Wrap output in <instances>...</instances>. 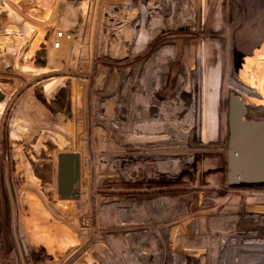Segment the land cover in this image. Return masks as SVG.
<instances>
[{"label": "rangeland", "instance_id": "1", "mask_svg": "<svg viewBox=\"0 0 264 264\" xmlns=\"http://www.w3.org/2000/svg\"><path fill=\"white\" fill-rule=\"evenodd\" d=\"M200 3L0 0V84L6 87L0 91V264H242L234 261L244 256L232 255L226 241L244 231L221 230L231 219L211 220V211L240 208L238 197L229 198L222 186L224 137L219 139V127L215 141L200 140L197 131L191 139L181 135L177 141L181 130H176L157 136L170 137L169 144L148 142L145 149L138 135L157 129L150 125L154 118L147 130L141 121L133 122L135 116L129 114L142 103L132 97L134 109L124 94L126 89L135 92L148 72L151 86H158V104L173 105L179 72L189 67L196 69L198 87L205 88L199 90L200 101L222 94L230 64L232 40L226 30L231 0H206L205 20L217 24V31L199 25L206 23L200 17L192 24L190 13L196 9L199 15ZM58 32L62 35L55 47ZM161 49L172 51V57L160 63L153 55ZM41 69L46 73L33 74ZM56 83L45 96L44 85ZM200 103L192 117L199 126ZM221 113L215 112L214 126L218 121L225 126ZM163 116L169 117L166 109ZM15 124L25 130L16 138L11 134ZM136 125L139 134L133 131ZM142 151L148 159L178 165L171 180H150L152 168L147 160L141 163ZM73 152L79 193L71 197L60 192L59 180L64 188L73 187ZM59 167L65 172L57 179ZM25 172L36 178V191L21 189ZM15 188L26 205L27 237L11 224L16 215L9 191ZM225 200L228 210L220 205ZM255 207L263 211L264 202ZM32 215L43 219L42 229L32 228L39 223ZM258 230L264 226L245 232ZM192 245L199 249L182 254Z\"/></svg>", "mask_w": 264, "mask_h": 264}, {"label": "bare ground", "instance_id": "2", "mask_svg": "<svg viewBox=\"0 0 264 264\" xmlns=\"http://www.w3.org/2000/svg\"><path fill=\"white\" fill-rule=\"evenodd\" d=\"M234 0H231L230 5L233 4ZM254 4L256 3L257 0H251ZM208 4L206 3V0H201L200 6H199V15L196 12V9L193 10V13H190V17L193 18L192 24H195V20L202 18L203 21L206 19L207 17V11H208ZM157 8V7H155ZM151 9V8H150ZM234 8L230 9V23H229V27H228V31L226 30V33H228V35L230 36L232 42H231V47L229 49L230 51V64L228 66V71H227V80H226V84H222V94H219L216 96V93H214L213 95H211V99L210 101H200L198 98V93L199 90L201 88V90H204V86L198 87V85L196 84V74L194 72H196L195 70H192L191 67L187 68V69H182L179 72V78H178V82L176 85V90H175V95H174V100H175V104L171 105V103H166L169 105H159L157 102V98L155 96V92L156 89L158 88V86L153 87L151 86V76L150 74L147 72L145 73L143 76V79H140L137 82V89H135V92L131 93L129 89H126V91L124 92L125 97L128 98V105L134 109L135 108V103L132 102L133 98L135 97L137 98V100L139 102H141V109H138V111L136 110V113L129 114V118H131L132 116H135V120L133 122H140L141 121V128H144L145 130L149 129L150 127H148L149 123L151 122V119L154 118V120H152L153 122H151L150 125L155 124V126L157 127V129L152 128L153 131L150 132H146L144 134H139L138 133V128L139 125L133 126V131L135 133H138V137H140L141 139H139L138 141H140V146H142L143 148L146 149L144 144H148V142H152L156 145H167L170 142V137L165 138L164 140H160L157 139V136H159L160 134H164L165 136L171 135L172 131H176V130H181V132H179L177 134V141L180 140V136L183 135L182 137L185 138H189L191 139L194 135V131L196 133V131L200 134L199 136L201 137L200 140L205 141V140H209V141H215L216 137L218 136L216 127L218 128L219 134H220V140L222 139V137H224L223 139V144H222V158L224 159L223 162V166H224V173H225V178L222 180V186L225 188V190L228 191L229 198H232V196L234 197H238V204L240 206V208H238V211L236 212H227V213H222L221 210L218 209V211H214L211 213L213 214V216L211 217V220H219V222L222 221H227L228 219H231V221H229L228 223L225 224V227H218L217 229H221V230H228V232H237V231H244V233L242 232V234H237L236 236L233 237V239H231V241L229 242L228 240L226 241L228 244L226 245L227 249H232L233 253L232 255H235L236 253H241L242 251H238L240 246L243 245L242 248H244L245 246H247V237H249L248 233L249 231L245 232V230H248L249 228H252L256 225H258V227L260 226H264V210L263 211H259L257 210V208L255 206H257L258 204H263L264 202V188L262 189H246V188H233V187H229L228 186V180H227V128H226V124H227V119H226V107H227V98H228V93L234 92L236 94H238L242 100L243 103L247 109V113L248 115H252V116H257V117H264V88L262 86L263 84V79H264V43L261 46V49L256 50V53L254 56L252 57H247L245 63L243 64L241 70L236 74L235 73V64H234V59H233V39H234V35H235V27H237V29L239 28V26L242 24L237 23L236 24V18H235V14L236 12H234ZM239 10V8H238ZM240 13L241 14H246L247 12L245 11V8H241L240 9ZM245 11V12H244ZM147 15H149L150 12H147ZM245 19V15L244 18ZM241 20V19H240ZM206 23L204 24L202 22V20L199 22V25L203 24L206 26H212L211 31H217L218 25H211L209 22L210 20L207 19L205 20ZM238 22V20H237ZM191 24V25H192ZM196 26V25H195ZM170 27H175V25H171ZM230 28V29H229ZM158 27L155 26L153 28V32H157ZM226 35V34H225ZM174 52V51H173ZM172 51H165L163 49L157 51L153 56L154 58H156L157 60H159V62H162V59H164L166 56L167 57H172L171 56ZM150 64L147 63L145 64V68L147 69V66H149ZM46 71L41 69V70H36L35 72H33V74L35 75H40V74H45ZM147 75V76H146ZM209 79V78H208ZM208 82L210 83L211 81L208 80ZM58 86V84H51V85H44L43 91H44V95L45 96H50L53 91L56 89V87ZM161 87V86H160ZM145 88V89H144ZM144 89V91H143ZM1 90H6V87H4L3 85L0 84V91ZM153 91V93H151ZM111 95V94H110ZM131 96V99H130ZM201 102V103H200ZM218 102L220 104V106L218 105ZM198 103H200L203 108L201 111V118L203 119L201 122V126L197 125L195 121L192 120L193 117V113L194 110H196V108L198 109ZM222 103V105H221ZM222 106V108H221ZM207 107V111L206 114H204V110ZM167 110L168 111V116L169 117H164L163 116V110ZM213 110V113H212ZM220 110L222 111V115L224 117V124L225 126L222 127V123L219 124V121L217 122V125L214 126L213 125V120H214V114L216 111H219L220 114ZM204 112V113H203ZM153 116V117H151ZM157 116V117H156ZM155 122V123H154ZM14 126V125H13ZM14 130L11 132L12 136L14 138H16L18 135L19 137L21 135H23L24 133V129L22 127H20L18 124H15V127L13 128ZM137 130V131H136ZM137 136V135H135ZM198 136V137H199ZM152 139V141H151ZM196 139V137L194 138ZM216 143V142H214ZM204 145V144H203ZM210 145V144H209ZM208 145V146H209ZM211 146V145H210ZM204 148V147H202ZM143 156H140L143 158L141 160V163L144 162L145 160V164L147 163V161H149L147 163L146 166H149L148 164H150V168H152L151 173L148 174V178L150 180H152L154 178V180L156 179H160L164 178L166 180H171V175L173 174V172H177L178 170V165H176L175 163L170 165L168 162L162 161L160 158H147V155L144 151H142ZM138 155V154H137ZM74 157H76V163H77V177H78V157L76 155V153H72V167L74 164ZM126 160V159H125ZM147 160V161H146ZM120 160H117V162ZM119 163V162H118ZM65 171H63V169L61 167L58 168L57 170V179L61 178L63 173ZM15 173V172H14ZM13 173V174H14ZM25 182L24 184L21 186V189H25V190H35L36 191V178L31 175L28 172H25ZM124 175V173H123ZM128 175H125V177H127ZM174 176V175H173ZM130 177V176H129ZM147 178V177H146ZM147 178V179H148ZM173 179L176 180V182H178V180L180 179H176V177H174ZM159 180V181H160ZM153 181V180H152ZM78 182V179H77ZM59 185L62 187V190L60 192H62L63 194L67 193L69 194L71 197H73L75 194L77 195L79 193V186L78 184L76 185V187H68V188H64L61 184V181L59 180ZM145 185H142V187ZM147 186V185H146ZM156 186V185H155ZM16 189V188H15ZM190 189H197L195 188H190ZM13 192H15V197L13 195ZM224 191V192H227ZM194 192V191H193ZM182 193V192H180ZM196 194L201 193L200 191H195ZM182 196L180 198H183V194L179 195ZM233 197V199H234ZM142 198L145 200L146 197L142 196ZM176 198V197H175ZM174 198V200H175ZM9 199L11 200V207L12 208V213L14 214L13 216L16 215V217L18 218L16 221V219L14 220L13 217V221H11V224L13 227L19 226V228H21V231L23 232V234L29 235V224L23 223V214L27 211L26 210V205L25 202H23V199L21 198V194L20 191L16 190H11V194L9 191ZM172 199V198H171ZM263 200V201H262ZM157 203V202H155ZM171 204V202H169ZM204 203V202H203ZM226 203H229L228 200H225L224 202H222L220 205L222 206L221 208L227 209L228 208V204L226 205ZM169 204V205H170ZM230 204V203H229ZM30 205V204H29ZM225 205V206H224ZM31 206V205H30ZM184 205L181 204V208H183ZM254 211H251V209ZM167 209H170L169 207H167ZM228 210V209H227ZM226 210V211H227ZM224 211V210H223ZM17 212V213H16ZM33 216V222H39V223H35L32 228L34 229L35 227H37L38 229H42L44 227L43 219L40 218H35V215ZM236 220V222H235ZM211 225V223H210ZM226 227H228V229H225ZM32 228L30 231H32ZM211 228H209L210 230ZM44 230V229H43ZM125 230V229H124ZM127 230V229H126ZM239 231V232H240ZM264 234L263 231L259 232V231H255L252 233L251 238H254L255 235L260 234L261 235ZM201 239H199L200 241ZM202 242V241H201ZM31 243V242H29ZM202 244V243H201ZM237 245V247H236ZM192 247H196L194 245L188 247L185 246L183 248V252L187 253V252H192V251H196L198 249L196 248H192ZM237 250V252H236ZM229 254H231V251L229 252ZM242 256V255H241ZM234 257V256H233ZM249 256H244L242 258H239L240 260L238 261V263H252V264H264V258L262 259H258V258H248ZM243 261V262H242ZM256 261V263H254ZM233 262V261H230ZM235 263H237L236 261H234Z\"/></svg>", "mask_w": 264, "mask_h": 264}, {"label": "water", "instance_id": "3", "mask_svg": "<svg viewBox=\"0 0 264 264\" xmlns=\"http://www.w3.org/2000/svg\"><path fill=\"white\" fill-rule=\"evenodd\" d=\"M241 19V20H240ZM238 20V22H237ZM236 20L233 59L237 74L247 57L255 55L264 43V21ZM255 24V25H254ZM258 29L259 31H257ZM264 88V79L263 84ZM227 119V180L233 188H264V117L248 115L242 98L229 92L226 107ZM77 185V163L74 157L73 186Z\"/></svg>", "mask_w": 264, "mask_h": 264}, {"label": "flooded vegetation", "instance_id": "4", "mask_svg": "<svg viewBox=\"0 0 264 264\" xmlns=\"http://www.w3.org/2000/svg\"><path fill=\"white\" fill-rule=\"evenodd\" d=\"M231 8L235 9L234 12H236L235 14L236 19L240 17L243 19L245 15V19H244L245 21L249 20L252 23L254 22L256 23V21H264V0H257L255 4L251 0H234L233 4L231 5ZM241 8H245L247 15L240 13ZM256 24L257 25L255 27L261 29L259 23ZM258 29L256 30L259 31Z\"/></svg>", "mask_w": 264, "mask_h": 264}, {"label": "built area", "instance_id": "5", "mask_svg": "<svg viewBox=\"0 0 264 264\" xmlns=\"http://www.w3.org/2000/svg\"><path fill=\"white\" fill-rule=\"evenodd\" d=\"M61 35H62L61 32L57 33L56 42L54 43L55 47L59 46L58 39L61 37ZM261 231L264 232V230H260L259 232H261ZM257 236L264 238V234H262V233H261V235L260 234L255 235L254 238H251V240H249V242L247 241V246H245L244 248H242L243 245L240 246L238 251H242V252L238 253V255L243 254L242 256H245V255L249 256L248 257L249 259H251V258H258V259L264 258V239L261 240V239L255 238ZM250 237H251V235H250ZM236 247H237V245H236ZM237 263H238V260H237ZM254 263H256V261Z\"/></svg>", "mask_w": 264, "mask_h": 264}]
</instances>
